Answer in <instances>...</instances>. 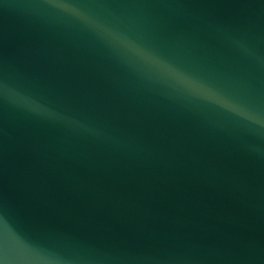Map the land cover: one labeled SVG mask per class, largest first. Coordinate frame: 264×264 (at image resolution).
<instances>
[{"label":"water","instance_id":"95a60500","mask_svg":"<svg viewBox=\"0 0 264 264\" xmlns=\"http://www.w3.org/2000/svg\"><path fill=\"white\" fill-rule=\"evenodd\" d=\"M0 264H264V0H0Z\"/></svg>","mask_w":264,"mask_h":264},{"label":"snow or ice","instance_id":"6c2138e0","mask_svg":"<svg viewBox=\"0 0 264 264\" xmlns=\"http://www.w3.org/2000/svg\"><path fill=\"white\" fill-rule=\"evenodd\" d=\"M164 70H166V71H172L171 69H167V68H165ZM187 85L189 87H191L192 89H199L200 88V85H198V84H196L195 82H192V81H187Z\"/></svg>","mask_w":264,"mask_h":264}]
</instances>
